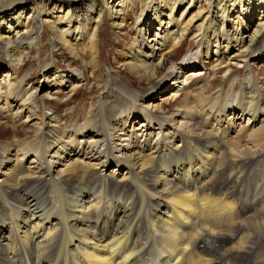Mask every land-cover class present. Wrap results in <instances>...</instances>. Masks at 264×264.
Returning a JSON list of instances; mask_svg holds the SVG:
<instances>
[{
    "label": "bare ground",
    "instance_id": "1",
    "mask_svg": "<svg viewBox=\"0 0 264 264\" xmlns=\"http://www.w3.org/2000/svg\"><path fill=\"white\" fill-rule=\"evenodd\" d=\"M134 1L141 8L123 64L139 84L150 85L168 55L187 43L203 64L224 66V86L194 93L200 73L186 72L193 62H179L163 93L164 102L181 103L167 112L108 73L114 92L106 85L82 118L63 128L47 95L29 81L30 70L18 74L26 55L39 54L44 28L80 61L74 86L98 73L101 15L94 0H0V54L8 62L0 66V117L34 125L23 137L12 126L11 140H0V264H255L261 258L264 82L249 62H242L241 78L221 60H264L258 46L264 0H105L120 31ZM57 75L62 85L66 76Z\"/></svg>",
    "mask_w": 264,
    "mask_h": 264
},
{
    "label": "rangeland",
    "instance_id": "2",
    "mask_svg": "<svg viewBox=\"0 0 264 264\" xmlns=\"http://www.w3.org/2000/svg\"><path fill=\"white\" fill-rule=\"evenodd\" d=\"M32 3H35V1H32ZM134 3V11L127 10L125 20L123 21L124 27L120 31L119 28L114 26L111 22L105 0H94L96 12H99L101 15V20L99 23L100 28L97 37L99 46L97 56L98 73L90 78L86 74H84V80L81 81L82 84H80L79 86L73 85L74 81L71 77L74 76V72L79 69V66H81L80 61L71 53L57 45L56 41H54L55 39L50 29L44 28V30L41 31V39L38 44V57H35L34 54L26 55V58L24 60L25 65L23 66V70L19 72L18 76L21 77L27 70H30L31 76L29 81H31V84H34L35 86L39 85V96L43 97L44 94L47 95V100L51 105L50 109L53 111L51 113L59 115L65 122L63 128L70 122L76 121L79 117L82 118L83 114L88 108V105L97 98L98 94L101 93L106 85H108L110 91L114 92L113 83L109 81L108 73H110L111 78L119 79L127 86L130 82L131 85L137 87L141 92L146 94L145 97L147 101L152 100L154 104H159L164 107L167 112H172L175 106L181 103L179 102L178 104L176 103L174 105L172 101H169L168 103L164 102L165 94L163 93L168 83H170L174 78H176V76H178L176 74V70H174L175 72H173L170 78H166L167 73L174 68L175 64H178L179 62H193L192 65H186L185 68L190 67L187 68L188 70H186V72L189 71L200 73L196 76L194 75L195 79L199 81L198 88L194 90L196 91L194 93L199 92V88L205 87L206 91L209 94H212L218 88H222L224 86L222 80V72L225 69L224 66L221 68L212 69L211 65L207 63L203 64L204 62L202 63V60L200 61V59L198 58L195 46L193 45L192 47L188 48L187 43L182 45L172 54L168 55L167 63L162 67L160 73L150 85L145 82L139 84L137 75L132 73L127 65L123 64V62L127 58V56L125 55L127 47L131 45L133 38L132 23L135 21L134 13L137 14V12L141 8L139 2L134 1ZM35 4H37V2ZM36 7L40 8L41 6L37 4ZM189 13L191 15L192 13H195V10L190 11ZM258 46L264 48V41ZM43 53L44 55L46 54V57H44ZM247 58H235L234 60H228L227 57H224L221 61L227 62L229 63V65L234 67L233 75H238L241 78L242 62L247 61L255 71L258 80L264 82V60L262 61L260 57H258L257 60L253 59L252 57L251 59ZM48 61L50 62L44 69V64ZM2 63L8 65V62L0 54V66ZM2 70L3 69H0V72H2ZM216 70V80L213 81L211 80L212 74ZM57 72L63 73L64 77L66 76L64 78V81L62 82V85H59L56 82L58 80L54 79L55 77H58ZM209 83L212 85L209 86ZM152 85H154L155 87L151 88ZM131 89L134 90V88ZM159 90L162 91L158 93ZM134 91L136 92V90ZM72 114H74V116ZM136 116L140 117L141 114L138 113ZM143 121L144 119L141 116V118L137 122L141 123ZM0 126L3 127V130L5 131H1L0 129V140L3 141H9V139L11 140L10 127L12 126L19 128L21 135L23 134L22 137L26 135V133L32 134L34 131V125L25 126L22 119L15 122L12 119L11 114L5 115V118L0 117ZM32 157L33 155H30L28 159ZM112 169H114V166L109 167V171H111ZM122 170L125 172V167H123ZM204 245L205 244L201 245L200 248H203ZM201 257L203 259L210 258L207 254L203 253H201ZM258 260L259 261L254 260L255 264H264V250L261 258H258ZM244 264L247 263L244 262Z\"/></svg>",
    "mask_w": 264,
    "mask_h": 264
}]
</instances>
